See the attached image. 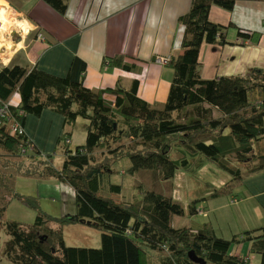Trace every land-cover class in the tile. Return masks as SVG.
Wrapping results in <instances>:
<instances>
[{
	"label": "trees",
	"instance_id": "obj_1",
	"mask_svg": "<svg viewBox=\"0 0 264 264\" xmlns=\"http://www.w3.org/2000/svg\"><path fill=\"white\" fill-rule=\"evenodd\" d=\"M36 1L62 16L70 2ZM240 1L264 2L190 0L189 10L177 21L184 27L181 47L194 53L167 59L173 75L161 105L138 95L137 79L128 88H88L86 63L77 56L64 76L36 66L0 68V232L7 236L0 264H197L189 253L204 264H250L248 256H236L230 249L234 243L264 238V224L230 240L217 237L207 223L173 227L175 218L186 215L172 197L176 173L215 169L217 183L207 184L212 192L194 202L226 197L232 205L245 180L264 173V68L203 79L195 54L202 44L244 46L251 40L255 32L209 18L211 7L232 11ZM231 29L236 32L233 40ZM108 65L134 68L123 55L109 58ZM16 93L20 101L12 104ZM106 93L121 102L107 99ZM45 110L63 118L64 131L55 146L63 154L60 167L25 133L26 117H39ZM78 118L86 121V137L72 148ZM124 158L130 164L123 173L134 178L138 195L116 201L122 187L109 178ZM17 176L59 183L71 191L75 208L62 216L48 215L38 197L16 190ZM13 200L36 212L32 223L6 217ZM193 203L187 206L190 215L208 217ZM74 224L98 231L100 247L66 245L63 228ZM153 234L156 241L149 243ZM259 264H264V251Z\"/></svg>",
	"mask_w": 264,
	"mask_h": 264
},
{
	"label": "crops",
	"instance_id": "obj_2",
	"mask_svg": "<svg viewBox=\"0 0 264 264\" xmlns=\"http://www.w3.org/2000/svg\"><path fill=\"white\" fill-rule=\"evenodd\" d=\"M17 3L19 9L12 8L7 2L25 22L28 31L21 32L18 43L13 41L14 49L7 57H1L0 68L7 65L36 66L50 74L64 76L77 56L86 63L84 83L88 88L98 91L118 86L128 88L137 79L138 95L151 105H161L166 101L173 72L167 63L156 60L190 52L181 47L184 27L177 21L189 10L190 0H70L64 16L42 1L17 0ZM209 18L215 23L232 22L255 33L244 46L202 44L195 54L203 79L244 75L252 68H264V2L240 1L232 11L213 6ZM235 34V30L229 31L231 40L236 38ZM116 55H123L125 62L133 63V70L109 66L108 59ZM105 95L118 104L121 102L109 93ZM19 101L16 93L11 103L18 104ZM84 126L85 120L78 118L75 121L70 147L85 141ZM24 129L45 153L44 148H55L63 133V118L45 110L39 117H26ZM33 182L20 179L16 189ZM40 187L52 198H62L69 191L57 182L41 181ZM241 189L244 200L236 199L231 204L240 216L238 226L231 231L237 234L256 228L249 225L250 217L244 218V213H255V217L264 222V173L247 178ZM33 218L32 215L30 220Z\"/></svg>",
	"mask_w": 264,
	"mask_h": 264
},
{
	"label": "rangeland",
	"instance_id": "obj_3",
	"mask_svg": "<svg viewBox=\"0 0 264 264\" xmlns=\"http://www.w3.org/2000/svg\"><path fill=\"white\" fill-rule=\"evenodd\" d=\"M8 3L11 5L12 8L19 9L20 7L19 3H17V0H8ZM11 13L13 16H16L17 18L21 19L19 15L15 13L14 11L11 10ZM27 31L28 30H26V32ZM21 32L22 30L13 28L7 34H4L5 41H7L8 43V41L11 40V42L9 43H12V41H15L18 43L20 41V36L22 34ZM9 43L6 44V46L4 45L3 48L0 49V59L3 56L7 57L11 53L9 49H6ZM31 117L36 118L35 116H31ZM76 128L78 132L79 131L78 125ZM47 144L52 145L50 143H47ZM73 147L74 146H72V148ZM44 149H45L44 154L51 156L50 159L53 165L60 167L63 162V154L58 149L56 148L54 149L50 146L49 147L46 146V148ZM129 164L130 163H129L128 158H124L118 161L114 165V168H113L115 170V173L112 174L109 178V181L112 184L121 185L122 187L121 194H119V196L117 195L114 196L116 201L120 200L122 197H125L126 200L129 201V200H132L133 197L138 195L137 190L135 188L134 178L130 176L129 174L123 173L128 168ZM218 177L219 175L218 173H216V170L211 167H207L205 170L198 172L196 175H192L191 173L186 174L182 172L176 173V176L173 180L175 191H173L172 197L175 202L181 204L184 208H186V215L175 218V221L173 224L174 228L183 227V226L194 227L197 224L207 223L208 225L212 226V228L215 230L217 237L219 238L230 240L232 239L234 235H237L236 232H231V231L236 229V227L238 226L237 223H239L240 216L235 210V207L231 206L229 198L220 197V198L213 199L210 201L194 202V200L202 199L203 197L207 196L208 194L212 192V188L210 187V185H207V184L208 183L214 184V182L217 183L219 179ZM20 179L32 180V178L29 179V178H25L22 176H17L16 183ZM32 181L34 182L31 184H26L25 186H23L22 189H19L17 187L16 190L23 195L38 197L40 209L43 212L47 213L48 215L62 216L65 212L66 213L72 212L74 205L69 195V194H72L70 190L68 191V193H65V195L62 196V198H52V197H48V195L45 194L46 192L44 191V189L40 187L41 181H37V180H32ZM44 182H54V181H44ZM239 190L242 191V189H239ZM239 190L237 192L241 193ZM238 193L237 195H235V198L238 199L240 202H242L244 200V195L243 194L240 195ZM190 203H193L194 205H196L197 208H202L208 214V217H203L201 214L190 215L187 209V206ZM241 204H244V203H241ZM254 205H256V202L254 203ZM21 211H23L24 214H22ZM8 215H9V219L11 218L10 217L11 215L12 217H14L11 219L15 221L27 223V222H33L36 212L32 209L25 207L20 202L13 200V202L9 204L7 208V211H6L7 218H8ZM32 215L34 216V218L30 220ZM255 216H256L255 213H253L252 215H247L244 213V218L250 217L249 225H251L252 227H259L258 225H261V224L263 225L264 222L259 221L258 218H256ZM239 234L240 233H238V235ZM63 238H64V242L66 245L75 246V247H88V248L97 249L100 247V244H101V235L98 231H96L95 229L89 228L87 226L78 225V224L64 227L63 228ZM6 239H7V236L5 235L3 231H1L0 232V258L2 259L4 258V260H5V257L3 255V246H4V242L6 241ZM147 241L149 243H155L156 241L155 235L154 234L151 235ZM232 250L234 251L235 254H238L236 256H239V257L248 256V258L250 259V264H259L260 263V253L264 251V238H261V240L259 241L255 240V242H252V243L248 241L239 242L237 244L234 243L232 244L230 252Z\"/></svg>",
	"mask_w": 264,
	"mask_h": 264
},
{
	"label": "bare ground",
	"instance_id": "obj_4",
	"mask_svg": "<svg viewBox=\"0 0 264 264\" xmlns=\"http://www.w3.org/2000/svg\"><path fill=\"white\" fill-rule=\"evenodd\" d=\"M13 28L20 29L23 32L27 30L25 22L16 16H13L11 13V8L6 1L0 0V49L3 46L11 42V40L5 41L4 34L10 32ZM14 43H9L6 49L12 51L14 49ZM8 51V50H7Z\"/></svg>",
	"mask_w": 264,
	"mask_h": 264
},
{
	"label": "water",
	"instance_id": "obj_5",
	"mask_svg": "<svg viewBox=\"0 0 264 264\" xmlns=\"http://www.w3.org/2000/svg\"><path fill=\"white\" fill-rule=\"evenodd\" d=\"M189 257H190V259H191L193 262H195V263H197V264H204L203 260L200 259V258H196V257L193 255V253H189Z\"/></svg>",
	"mask_w": 264,
	"mask_h": 264
},
{
	"label": "built area",
	"instance_id": "obj_6",
	"mask_svg": "<svg viewBox=\"0 0 264 264\" xmlns=\"http://www.w3.org/2000/svg\"><path fill=\"white\" fill-rule=\"evenodd\" d=\"M156 61L159 63H165V64L167 63V59H164V58L157 59Z\"/></svg>",
	"mask_w": 264,
	"mask_h": 264
}]
</instances>
